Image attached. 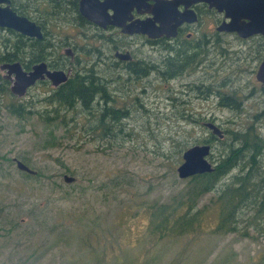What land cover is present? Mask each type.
I'll return each instance as SVG.
<instances>
[{
	"label": "rangeland",
	"instance_id": "obj_1",
	"mask_svg": "<svg viewBox=\"0 0 264 264\" xmlns=\"http://www.w3.org/2000/svg\"><path fill=\"white\" fill-rule=\"evenodd\" d=\"M229 48H237L234 40ZM140 52L143 56L135 57L147 63L159 57L147 45ZM255 63L250 62L251 70ZM217 67L215 64L211 69ZM159 75V71H152L149 78L144 77L153 85H146L143 92L140 87L128 90L115 78L111 87L116 106L126 103L133 111L128 119L119 117L125 125L123 131L112 124L101 140L93 137L99 136L103 127L96 132L74 130L65 136L58 121L47 125L40 120L46 107L42 99L49 94L43 86L31 94L34 113L27 119L0 111V264H264L262 240L217 233L210 214L182 236L160 237L159 230L151 232L155 207L187 180L178 177L175 152L167 153L169 159L162 157L167 147L164 138L178 137L182 125L166 117L175 109L167 99L174 95L175 82H157ZM244 76L251 88L252 84L258 88L256 93L261 92L248 107L255 114L264 109V89L252 71ZM129 84H134L132 78ZM190 97L191 107L214 115L223 131L244 128L251 121L242 120V116L228 118L230 112L220 109L216 101L214 105L199 103ZM10 101L9 95L3 97V104ZM72 111L81 113L79 107ZM246 116L249 118V113ZM83 119L79 117V126ZM52 128H57V138L49 134ZM195 131L201 137L208 135L200 127ZM194 140L188 138V144ZM215 147L211 149L214 155L220 150L219 145ZM12 158L40 175L27 179L13 160L8 161ZM65 173L75 176L76 181L64 182Z\"/></svg>",
	"mask_w": 264,
	"mask_h": 264
},
{
	"label": "flooded vegetation",
	"instance_id": "obj_2",
	"mask_svg": "<svg viewBox=\"0 0 264 264\" xmlns=\"http://www.w3.org/2000/svg\"><path fill=\"white\" fill-rule=\"evenodd\" d=\"M79 2L80 0H76V7L72 8L71 15L68 14L70 8L65 5L66 0H0V16L3 15V10L8 8L16 15L25 17L39 26L42 35L37 37L24 34L0 25V57H5L0 65L18 62L23 70L30 72L36 64H31V58L40 51L46 60L41 62H45L48 69L62 70L67 76L64 82L56 86L52 85L48 78L39 79L27 88L23 96H18L10 91L9 74L6 70L0 69L2 79L8 82V95L10 102H14L13 106L19 104L20 107L26 106L31 109V94L38 93L43 86L49 91V94L42 99L46 105L44 108H48L47 100L52 98V91L59 92L69 80H75L74 77L79 76L80 78L77 79L79 84L92 81L98 89L97 95L88 106L94 103L91 108L101 109L100 115L104 118L108 117L109 120L118 117L115 110H119V117H124L126 111L120 109L121 106H116L117 97L111 85L115 78H118L125 83L123 87L128 90L140 87L143 92L148 82L145 80L147 78L136 77L135 74L141 72V69L137 71L138 68H134L138 62H141L146 69L148 65L150 71L155 65L161 74L164 73L163 67L167 66V63L173 65L174 60H182L183 63L190 60L193 63L191 72H181V74L178 72L168 81L179 83V88L182 89L179 95L182 101H188V103H179L181 107L191 103L190 96H194L196 92L198 98L194 97V99L199 103L210 104L207 92L228 91L224 88L236 82L238 85L235 84L234 87L240 90L243 96L251 92L257 95L258 88L254 84L251 88L250 82L243 80L244 75L251 71L255 73L256 83L264 89V83L258 81L256 76L258 67L264 59V35L256 33L241 37L236 31L224 29V26L230 24L232 20L230 13L234 18H238L241 14L243 0H110L106 10L111 15V21L115 20L114 15L118 16L119 24L109 23L104 27L83 16L79 10ZM255 2L256 0H248L249 10L254 9ZM152 9L156 10L158 20L154 19L155 15L150 11ZM57 10L65 11L51 20V12ZM62 15L64 17L61 18ZM148 19H154L157 26L166 23V27H169L165 28L158 37L131 31L134 24L141 26V23ZM124 28L127 32L123 31ZM233 40L237 44L235 50L229 48ZM146 45L157 52L160 59L158 57L154 59V63L149 64L144 59L136 58V54L143 56L140 51ZM27 50L30 51L26 53ZM127 52L129 57L126 58L116 55V53L125 55ZM231 54L235 57L230 56ZM89 60L98 67L91 69L84 67ZM229 60H232L230 65L224 66ZM253 61L256 63L251 70L250 62ZM215 64H218V67L211 69ZM235 69L241 71V74L233 75ZM10 77L14 79L15 74H11ZM131 78L134 84L128 85ZM102 90L106 91L107 99L102 97ZM110 91L113 92L109 94ZM136 100L137 97L133 102L135 103ZM124 105L126 103H123ZM138 107L142 108V106ZM8 108L12 106H3V110L13 117L14 114ZM189 114V112L183 113L180 119L184 120ZM197 115L202 123L205 120H216L214 115L207 113L205 109L199 110ZM212 122L217 124L216 121ZM14 159L12 158L13 162Z\"/></svg>",
	"mask_w": 264,
	"mask_h": 264
},
{
	"label": "trees",
	"instance_id": "obj_3",
	"mask_svg": "<svg viewBox=\"0 0 264 264\" xmlns=\"http://www.w3.org/2000/svg\"><path fill=\"white\" fill-rule=\"evenodd\" d=\"M66 1L68 4L66 3L65 5L70 8L68 13L72 15V8L76 7V0ZM64 11L51 12V20L59 17ZM28 51L30 50H27L26 53ZM27 56L29 57L28 54ZM12 58L15 59V57ZM4 59L5 57H0V63ZM41 61L46 60L38 51L37 55L31 58V64ZM191 64L193 63L190 60L185 61V63L182 60H174L173 65L167 63V66L163 67L164 73H160L159 77L154 79L157 82L167 83L178 72L180 74L181 72H191L193 70ZM75 67L79 68V66ZM84 67L91 69L96 68L97 65L92 60H89ZM136 67L138 68L137 71L141 69V72L135 74L137 78H149L152 71L154 73L158 72V67L155 65L151 71L148 65L146 69L141 62H138L134 68ZM78 78L80 77L75 76V80H69L59 92L52 91V98L47 100L51 110H48L49 107L44 108L45 116L40 118V120L47 125L55 124L58 121V125L64 127L65 136L74 130L83 129L87 132H96L103 127L102 133L99 136H94L93 139H105L109 134L107 131L109 129L108 126L112 124L122 128L123 131L125 125L120 123L118 119L119 110H115V114L118 117L109 120L108 117L104 118L103 115H100L101 109L91 108L94 103L88 106V103L92 102L93 97L97 95L98 89L92 81L79 84ZM151 82V80H148V87L153 85V83L150 84ZM235 84L231 83L227 87L228 91L207 92V99L213 105L214 101H216L217 103L215 104H218L220 109L230 112L228 118L242 116V120H251L248 121V125L244 128L225 129L222 139L212 134L199 121L198 108L191 107L190 103L182 107L179 105V103L183 102L188 103V101H182L179 95V93H182L179 83H175L174 95L167 96L170 104L175 109L166 117L173 119L176 125H182V127L177 132L179 138L175 137V135L164 138V143L167 144V147L163 148L162 157L169 159V154L167 153L175 152L177 155L175 164L178 166L182 161V152L190 145L209 143L211 149L212 147L216 148L215 145H219L220 150L215 155L211 152L209 156L214 167L211 172L196 174L187 178L179 189L174 190L166 200H163L155 207L156 209L151 215L152 233H155V230H159L161 233L160 237L182 236L192 231L205 214H210L215 220L214 231L217 233L223 235L236 233L242 238L262 240L264 242V125L261 123L264 121V109L255 114L251 113L252 109L248 110V107L261 92L257 95L251 92L243 96L242 92L234 87ZM166 92L169 93V90H166ZM8 93V82L2 79L0 75V105L3 104V97L7 96ZM84 93H87V95H84ZM102 97L107 99L105 90H102ZM194 97L198 98L197 92ZM13 104L14 102H10L0 106V111L3 106L11 105L12 108H8L9 111L14 114L13 116L21 120L27 119L34 113V104L32 102L31 109L26 106L20 107L19 104L13 106ZM136 106L139 105L137 104ZM76 107L80 108L81 113L72 111ZM137 108L140 109L141 107ZM120 109H125L124 118L126 119L130 117L133 111L131 105L121 106ZM185 112L190 114L184 120L180 119ZM82 113L88 115V118ZM247 113H249V118L246 116ZM104 114H106V110H104ZM80 116L84 118L81 126L78 125ZM178 121L184 123L179 124ZM130 127H133V125L131 124ZM199 127L202 130H207L208 135L199 136L198 132L195 131ZM55 129L57 128H52L49 132V134L53 135V138H57ZM193 130L195 131L194 134L191 133ZM191 137L195 140L194 143L189 145L188 138ZM8 161L12 162V159ZM20 172L27 179L40 175L36 171L35 173ZM208 194L212 195L208 201L201 204L203 198Z\"/></svg>",
	"mask_w": 264,
	"mask_h": 264
},
{
	"label": "water",
	"instance_id": "obj_4",
	"mask_svg": "<svg viewBox=\"0 0 264 264\" xmlns=\"http://www.w3.org/2000/svg\"><path fill=\"white\" fill-rule=\"evenodd\" d=\"M248 0H243L241 14L238 18H234L230 13L232 20L230 24H226L224 29L228 31H236L241 37H247L252 34L260 33L264 35V0H256L254 9L249 10L247 7ZM110 0H80L79 10L83 16L89 20L105 26L109 23L119 24L118 16L114 15L115 20H110L111 15L107 12L106 8L109 7ZM155 15V20H158L155 9L150 10ZM124 14V13H123ZM242 17V19H241ZM154 19H148L140 24H134L131 31L146 33L150 37H158L166 27V23L163 26H157ZM246 20V21H245ZM0 25L10 27L16 31L24 34L35 35L41 37L39 26L29 21L25 17L16 15L8 8L3 10V15L0 16ZM172 30L174 27L172 26ZM123 31L127 32L124 28ZM174 33V30H173ZM119 55L121 58L129 57V53L125 55ZM1 70H6L9 74L10 91L18 96H23L27 88L34 85L39 79L48 78L52 85L56 86L67 79V76L62 70H50L47 68L45 62H39L33 65L30 72H27L21 68L18 62L2 63L0 65ZM15 74V78L10 77L11 74ZM257 80L264 83V59L261 61L257 70ZM205 126L212 134L222 139L224 137L222 129L211 121H204ZM211 154V145L209 143H197L189 146L182 152V161L177 166V174L181 179L189 178L196 174L205 172H211L214 167L213 163L209 159ZM15 165L18 170L27 173H35V170L31 169L23 161L14 159ZM63 181L66 183H72L76 181V177L67 173L62 176Z\"/></svg>",
	"mask_w": 264,
	"mask_h": 264
},
{
	"label": "bare ground",
	"instance_id": "obj_5",
	"mask_svg": "<svg viewBox=\"0 0 264 264\" xmlns=\"http://www.w3.org/2000/svg\"><path fill=\"white\" fill-rule=\"evenodd\" d=\"M18 33V32H17Z\"/></svg>",
	"mask_w": 264,
	"mask_h": 264
}]
</instances>
